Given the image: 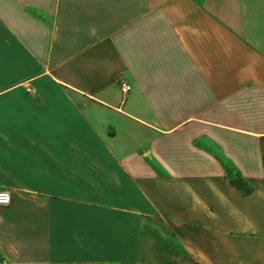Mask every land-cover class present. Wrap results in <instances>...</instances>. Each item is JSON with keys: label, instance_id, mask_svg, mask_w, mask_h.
<instances>
[{"label": "crops", "instance_id": "0c3cea01", "mask_svg": "<svg viewBox=\"0 0 264 264\" xmlns=\"http://www.w3.org/2000/svg\"><path fill=\"white\" fill-rule=\"evenodd\" d=\"M2 190L0 264H264V0H0Z\"/></svg>", "mask_w": 264, "mask_h": 264}, {"label": "built area", "instance_id": "2783aa9c", "mask_svg": "<svg viewBox=\"0 0 264 264\" xmlns=\"http://www.w3.org/2000/svg\"><path fill=\"white\" fill-rule=\"evenodd\" d=\"M120 89H121L123 98L126 99L132 90V86L126 80H121ZM11 203H12L11 193L7 190L0 191V207L10 206Z\"/></svg>", "mask_w": 264, "mask_h": 264}, {"label": "trees", "instance_id": "16d2710c", "mask_svg": "<svg viewBox=\"0 0 264 264\" xmlns=\"http://www.w3.org/2000/svg\"><path fill=\"white\" fill-rule=\"evenodd\" d=\"M226 172L229 174V176L232 178V181L233 183L239 187V188H242L244 190L245 193H249L250 190L249 189H245L244 188V185H243V181H242V178H241V175L239 172H236L235 175H234V170H231V169H227L226 168Z\"/></svg>", "mask_w": 264, "mask_h": 264}, {"label": "rangeland", "instance_id": "374dc122", "mask_svg": "<svg viewBox=\"0 0 264 264\" xmlns=\"http://www.w3.org/2000/svg\"><path fill=\"white\" fill-rule=\"evenodd\" d=\"M235 175V174H234Z\"/></svg>", "mask_w": 264, "mask_h": 264}]
</instances>
